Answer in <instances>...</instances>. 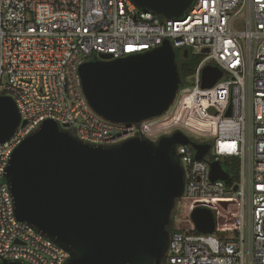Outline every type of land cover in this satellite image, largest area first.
Instances as JSON below:
<instances>
[{
    "label": "built area",
    "instance_id": "1",
    "mask_svg": "<svg viewBox=\"0 0 264 264\" xmlns=\"http://www.w3.org/2000/svg\"><path fill=\"white\" fill-rule=\"evenodd\" d=\"M165 41L199 62L162 116L112 123L89 107L78 75L82 63L101 60L100 54L110 55L108 61L142 54ZM208 66L221 76L202 88ZM0 96L12 99L21 119L0 144V263L69 259L67 251L16 220L5 181L15 148L52 120L91 146L136 137L157 142L177 132L209 145L200 161L191 146H176L185 188L164 261L264 264V0H194L180 20H161L131 0H0ZM228 158L238 160V181L227 186L210 179V164ZM199 202L216 213L210 234L197 232L190 220ZM221 203L229 204L224 209Z\"/></svg>",
    "mask_w": 264,
    "mask_h": 264
},
{
    "label": "water",
    "instance_id": "2",
    "mask_svg": "<svg viewBox=\"0 0 264 264\" xmlns=\"http://www.w3.org/2000/svg\"><path fill=\"white\" fill-rule=\"evenodd\" d=\"M131 1L172 20L182 19L194 2ZM99 57L82 63L78 75L84 98L102 119L140 124L173 104L181 79L176 51L167 41L138 55ZM220 76L216 68L205 67L202 88H211ZM20 120L12 99L0 96V144L12 137ZM177 145L191 146L198 161L209 151V145L179 132L157 142L136 137L110 147L91 146L45 120L8 162L5 181L15 218L67 251L66 264H163L171 217L185 188ZM210 179L231 183L220 162L210 164ZM221 204L225 209L229 203ZM215 218L208 202L192 207L190 220L199 233H212Z\"/></svg>",
    "mask_w": 264,
    "mask_h": 264
},
{
    "label": "trees",
    "instance_id": "3",
    "mask_svg": "<svg viewBox=\"0 0 264 264\" xmlns=\"http://www.w3.org/2000/svg\"><path fill=\"white\" fill-rule=\"evenodd\" d=\"M159 19L163 20L164 18L158 16ZM199 59L193 57L190 53L187 56H184L181 51L176 50V63L178 67L179 76L181 79V84H187V79L193 75L196 66L198 65ZM224 168L229 172L232 183H237L238 181V160L236 158H228L222 161ZM176 213L171 217V226L170 231L174 230V223L176 218ZM163 264H166L164 261Z\"/></svg>",
    "mask_w": 264,
    "mask_h": 264
},
{
    "label": "rangeland",
    "instance_id": "4",
    "mask_svg": "<svg viewBox=\"0 0 264 264\" xmlns=\"http://www.w3.org/2000/svg\"><path fill=\"white\" fill-rule=\"evenodd\" d=\"M193 139L195 140V141H201L202 139H200V138H196V137H193ZM177 225V224H176ZM176 225H174V226H176Z\"/></svg>",
    "mask_w": 264,
    "mask_h": 264
}]
</instances>
